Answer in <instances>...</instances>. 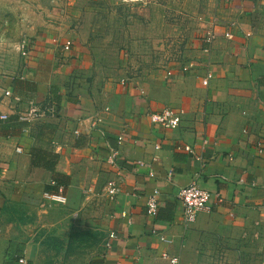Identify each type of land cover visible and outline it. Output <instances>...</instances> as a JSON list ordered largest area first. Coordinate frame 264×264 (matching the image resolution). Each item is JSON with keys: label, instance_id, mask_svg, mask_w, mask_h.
<instances>
[{"label": "crops", "instance_id": "obj_1", "mask_svg": "<svg viewBox=\"0 0 264 264\" xmlns=\"http://www.w3.org/2000/svg\"><path fill=\"white\" fill-rule=\"evenodd\" d=\"M214 2L185 67L167 81L77 80L90 56L56 38L32 45L20 76L0 75V264L29 260L5 232L19 226L8 223L10 205L32 207L59 187L73 201L88 175L119 188L106 222L115 238L90 264H169L164 252L185 264L215 238L232 247L230 262L264 264V0ZM166 108L180 115L177 128L151 121ZM192 182L213 198L187 224L179 193ZM154 189L160 207L151 215ZM246 236L258 249L245 248Z\"/></svg>", "mask_w": 264, "mask_h": 264}, {"label": "rangeland", "instance_id": "obj_2", "mask_svg": "<svg viewBox=\"0 0 264 264\" xmlns=\"http://www.w3.org/2000/svg\"><path fill=\"white\" fill-rule=\"evenodd\" d=\"M213 8L214 0H0V75L20 76L32 45L56 38L88 52L77 80L167 81L176 65L185 67ZM107 185L88 175L73 201L15 202L8 223L15 218L19 226H4L5 232L29 248L28 264H90L109 248L114 197ZM216 239L195 246L185 264H243L230 262L232 247ZM243 243L258 249L250 236Z\"/></svg>", "mask_w": 264, "mask_h": 264}, {"label": "built area", "instance_id": "obj_3", "mask_svg": "<svg viewBox=\"0 0 264 264\" xmlns=\"http://www.w3.org/2000/svg\"><path fill=\"white\" fill-rule=\"evenodd\" d=\"M228 38H232V36L227 33ZM73 47V42L71 40H66L64 42L65 51L71 50ZM211 75H208L206 78L201 80L202 85H207L208 80ZM7 94H10L7 92ZM39 112L34 111L30 117H20L24 118V120H30L31 117H38ZM5 116H2V119H5ZM150 119L154 124H160L167 128H177L180 125L181 117L180 115L172 108H166L160 112H154L150 115ZM123 140V136L119 137V141ZM260 148H262L263 144L260 143ZM186 151L190 153H194L193 148L190 146H186L184 148ZM20 149H18L19 151ZM109 192L114 197L118 192L119 188L113 184L109 183ZM47 197L52 198L55 201L60 203L67 202V195L65 190L62 187H59L57 192L46 194ZM213 198V194L205 189L199 187L196 183L192 182L188 186L184 187L179 193V199L183 204V215L184 220L187 224L195 222L198 215L207 211L210 208V202ZM160 207V191L158 189H154L152 193L148 196L147 199V209L149 214L156 215L159 211ZM115 238V233H110V239ZM164 240V237L162 238ZM109 246V245H108ZM162 257L169 261V264H180L179 259L175 256H170L167 252L162 254ZM19 264H28L25 258H19Z\"/></svg>", "mask_w": 264, "mask_h": 264}, {"label": "trees", "instance_id": "obj_4", "mask_svg": "<svg viewBox=\"0 0 264 264\" xmlns=\"http://www.w3.org/2000/svg\"><path fill=\"white\" fill-rule=\"evenodd\" d=\"M51 168V166H49ZM53 182L55 184H57L58 186L61 184L63 186H67V183L65 180L59 179V177L55 174V179L53 180ZM59 183V184H58ZM18 261V260H17Z\"/></svg>", "mask_w": 264, "mask_h": 264}]
</instances>
